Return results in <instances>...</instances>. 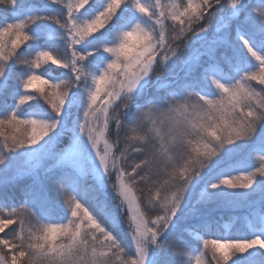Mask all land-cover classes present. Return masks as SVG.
Instances as JSON below:
<instances>
[{
  "label": "snow or ice",
  "instance_id": "obj_1",
  "mask_svg": "<svg viewBox=\"0 0 264 264\" xmlns=\"http://www.w3.org/2000/svg\"><path fill=\"white\" fill-rule=\"evenodd\" d=\"M0 264H264V0H0Z\"/></svg>",
  "mask_w": 264,
  "mask_h": 264
},
{
  "label": "trees",
  "instance_id": "obj_2",
  "mask_svg": "<svg viewBox=\"0 0 264 264\" xmlns=\"http://www.w3.org/2000/svg\"><path fill=\"white\" fill-rule=\"evenodd\" d=\"M220 212L224 215L225 219H228L229 216L240 217L243 215L245 209L243 207L229 208V209H220Z\"/></svg>",
  "mask_w": 264,
  "mask_h": 264
}]
</instances>
